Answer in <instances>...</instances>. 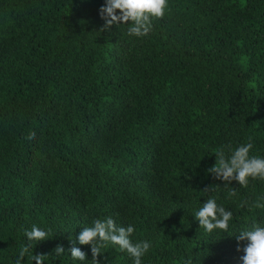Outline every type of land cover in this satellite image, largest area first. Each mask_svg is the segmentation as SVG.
Wrapping results in <instances>:
<instances>
[{"label": "trees", "instance_id": "1", "mask_svg": "<svg viewBox=\"0 0 264 264\" xmlns=\"http://www.w3.org/2000/svg\"><path fill=\"white\" fill-rule=\"evenodd\" d=\"M104 3L0 0V264L33 225L49 239L21 264H93L77 238L108 217L150 243L142 264H242L235 236L264 226V180L225 185L207 169L229 145L264 158V0H168L145 37L130 21L101 31ZM209 198L232 212L227 232L194 218ZM102 252L99 264H134Z\"/></svg>", "mask_w": 264, "mask_h": 264}, {"label": "clouds", "instance_id": "2", "mask_svg": "<svg viewBox=\"0 0 264 264\" xmlns=\"http://www.w3.org/2000/svg\"><path fill=\"white\" fill-rule=\"evenodd\" d=\"M167 7L168 0H105L104 5L99 9L100 18L104 21L101 31H111L114 25L116 27L121 24L129 25L130 21L128 34L145 37L152 30L153 20L163 18ZM118 10L119 14H117ZM28 138L33 139L34 134H30ZM252 147L253 144L250 142L240 145L235 150H232L229 145L227 149L230 155H226L224 147L215 149L213 153L216 157L215 163L207 169V172L211 173L215 179L222 180L225 185H231L232 181H237L239 186L244 188L248 187L250 179L264 180V158L250 156ZM235 195L236 191L233 188L229 196ZM254 207L264 208V202L257 201ZM232 215L231 211L218 205L215 198H209L195 212L194 218L208 233L217 229L227 232ZM134 231L133 226H118L111 217H108L104 220L96 219L92 226L84 227L77 239L80 245L91 246L93 264H99L97 258L102 255V249L108 244L117 246L121 252H126L133 259L134 264H142V257L149 251L150 243L146 241L133 243L130 236ZM25 236L30 243L19 249L15 264H21L25 256L29 254L32 241L41 242L49 239L48 232L35 225L30 231H25ZM235 238L238 242L247 241L242 249L244 255L240 257L242 264H264V226L253 224L251 229L241 230ZM69 251L74 260L87 259V253L76 247L75 242ZM64 252L65 249L61 245H57L54 249L57 256ZM46 256V254H31L29 259L36 264H44ZM186 264H192L191 260Z\"/></svg>", "mask_w": 264, "mask_h": 264}]
</instances>
